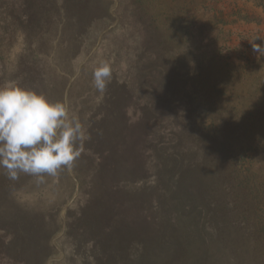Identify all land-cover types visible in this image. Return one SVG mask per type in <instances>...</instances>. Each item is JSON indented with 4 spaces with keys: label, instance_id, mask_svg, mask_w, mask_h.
<instances>
[{
    "label": "rangeland",
    "instance_id": "1",
    "mask_svg": "<svg viewBox=\"0 0 264 264\" xmlns=\"http://www.w3.org/2000/svg\"><path fill=\"white\" fill-rule=\"evenodd\" d=\"M256 3L220 0L229 33L215 52L190 27L171 30L170 0H0V84L66 101L89 137L70 169L43 182L0 172V264H264L250 191L223 187L234 141L218 136L214 174L202 149L209 119L188 75L197 61L205 73L210 54L239 73L247 58L260 81L251 77L238 92L263 96ZM238 10L260 22L235 21ZM104 63L112 76L100 93L92 73ZM216 188L225 216L210 219L202 192Z\"/></svg>",
    "mask_w": 264,
    "mask_h": 264
},
{
    "label": "trees",
    "instance_id": "2",
    "mask_svg": "<svg viewBox=\"0 0 264 264\" xmlns=\"http://www.w3.org/2000/svg\"><path fill=\"white\" fill-rule=\"evenodd\" d=\"M170 2L173 7L167 6V8L170 9L168 13L170 22H168L170 23L171 30L176 31L179 27L183 26L190 27V30H194L198 34V38L200 37L202 40H205V48L212 51L216 50L214 46L217 39H225L227 37V33L229 32L224 28L227 24L224 20L226 17L225 8H219L220 0H170ZM255 6L256 8L261 6L264 12V0H259V3H256ZM233 15L235 16V21L260 22L259 16L254 17L248 14V12L242 14L241 10L234 12ZM232 22L234 20H231ZM204 34H207L208 37L204 36ZM164 53L165 56L171 55L172 57L174 55V52L170 49ZM244 61L241 73L238 71L230 72L229 65L221 64L210 54L207 61H205V67H207L205 73L202 71L204 63L197 61L194 62L195 65L188 75L194 77L191 89H193L194 99L204 108L203 118L208 116L209 119V124L205 129L210 130V132L204 135V140H209V143L205 144V148H202L204 158L211 165L214 164L215 174V171H217V156L212 148L215 146L218 136L227 131L226 136L234 142L229 154L231 169L229 170L226 186L223 185V187L233 194L235 190L238 191L244 185L246 186L251 193L249 211L250 213L252 211L253 215L255 214L257 219H255L256 225L263 233L264 142L261 134L264 132V88L261 92L259 91V93L263 94L260 98L250 96L245 98L242 95L244 93H242V90L238 92L240 83H242L241 87H245L246 83L251 80V77L256 79L260 69L257 66L258 64L249 62L247 58ZM173 71L175 77L179 78V73L183 72V68L176 63ZM260 77H257L258 81H260ZM259 84L261 86L264 85V81L261 80ZM253 93H257V90ZM229 130H233V132L230 131L231 133H229ZM175 133H177V130H175ZM199 135L200 131L199 134H193L197 138H199ZM174 150L178 154V149ZM194 150L196 148L192 147V153ZM177 158H179L178 155ZM189 166L193 167L194 164L190 162ZM215 176L219 178V174ZM216 184L214 182L212 186ZM216 190L218 189L210 190V192L212 191L210 196H208L209 190L207 194L206 192H202L205 196L206 206L212 208L208 212L210 219L215 216H225L224 212H221L219 209L221 201L219 203V199L213 200L211 197L212 193L214 194ZM226 206L227 204L224 205L225 208ZM212 229L215 231L214 224H212L210 232H212Z\"/></svg>",
    "mask_w": 264,
    "mask_h": 264
},
{
    "label": "clouds",
    "instance_id": "3",
    "mask_svg": "<svg viewBox=\"0 0 264 264\" xmlns=\"http://www.w3.org/2000/svg\"><path fill=\"white\" fill-rule=\"evenodd\" d=\"M111 76L108 64L96 67L93 87L103 93ZM88 138L66 101L51 102L16 83L0 84V172L8 179L25 174L43 182L46 175L70 169Z\"/></svg>",
    "mask_w": 264,
    "mask_h": 264
}]
</instances>
